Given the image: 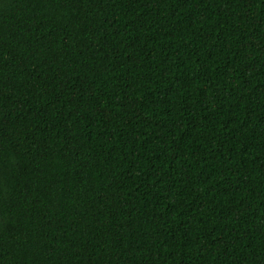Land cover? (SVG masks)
Masks as SVG:
<instances>
[{"label": "trees", "instance_id": "16d2710c", "mask_svg": "<svg viewBox=\"0 0 264 264\" xmlns=\"http://www.w3.org/2000/svg\"><path fill=\"white\" fill-rule=\"evenodd\" d=\"M0 264H264V0H0Z\"/></svg>", "mask_w": 264, "mask_h": 264}]
</instances>
